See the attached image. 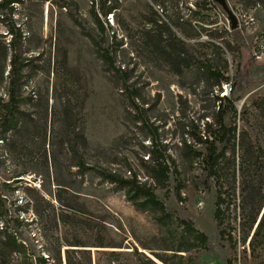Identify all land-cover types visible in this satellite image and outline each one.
<instances>
[{
    "label": "rangeland",
    "instance_id": "374dc122",
    "mask_svg": "<svg viewBox=\"0 0 264 264\" xmlns=\"http://www.w3.org/2000/svg\"><path fill=\"white\" fill-rule=\"evenodd\" d=\"M17 1L7 5L0 0V51L10 41L8 30L18 29L17 53L27 65L22 96L31 97V112L40 106L47 108L46 159L48 164L51 158L56 163L49 169L48 179L44 153H35L30 172L16 179L19 166L8 159L0 144L5 219L17 220L16 232L31 255L57 264L59 238L63 244L59 247L61 264H66L67 257L82 264L88 257L90 264H164L151 252L166 264H264V235L256 238L254 249L249 245L253 230L249 232L242 224L238 190L225 199L230 205L222 207L226 235L220 238L213 220L217 185L212 180L205 185L200 164L188 154L189 147L200 150L195 137L202 135L204 123L211 121L216 111L214 96L225 95L223 87L221 91L204 88L203 80L194 77V60L211 58L209 47L197 45L208 42L204 33L194 37L200 33L198 28L229 30L231 22L220 6L210 0ZM222 3L241 38L239 53L225 52L223 56L228 61L229 83L239 98L235 125L264 150V5L241 0ZM101 7L114 10L104 17ZM93 9L104 33L94 22ZM167 18L179 19L190 35L176 34L184 41L190 61L175 58L169 63L174 50L160 25ZM98 46L108 50L112 67L99 57ZM7 54L4 78L10 51ZM215 58L221 62L220 56ZM6 88L3 81L0 97L6 98ZM64 110L70 115V126L82 131L89 144L87 164L123 178L135 174L153 188L171 217L170 223L157 222L154 212L137 210L122 189L91 174L76 176V168L66 170L70 160L61 149ZM153 139L166 146L178 168V174L170 175L163 188L146 177L147 152ZM35 143L38 146L40 140ZM239 180L237 173V183ZM55 181L68 184L72 191L59 192ZM57 195L70 202L80 216L75 220L69 217L67 224L56 227L53 219L61 211ZM3 220L0 216V228ZM180 221L191 222L209 236L212 240L207 247L178 254L170 251L181 239ZM74 242L88 246L78 248L87 253L70 251L76 248L66 245ZM12 264L25 263L14 255Z\"/></svg>",
    "mask_w": 264,
    "mask_h": 264
},
{
    "label": "trees",
    "instance_id": "16d2710c",
    "mask_svg": "<svg viewBox=\"0 0 264 264\" xmlns=\"http://www.w3.org/2000/svg\"><path fill=\"white\" fill-rule=\"evenodd\" d=\"M7 5L18 2L17 0H2ZM247 4H262L264 0H241ZM212 4H218L222 11L228 15L231 22L229 30L218 29L217 27L205 28L199 27L200 33L195 34V38L204 33L208 37V42L197 45L210 48V57H203L201 61H195L194 77L203 80L204 88H214L221 91V88L229 84L230 93L228 95L214 96L216 111L211 117V121L204 123L203 133L199 137H195L196 145H200V150L188 148V154L193 161L200 164L205 176V185L208 180H212L217 185L216 198L213 209V220L216 225L218 235L222 239L226 233L224 230V211L223 205H230L229 196L234 197L236 190L239 191L240 202L238 207L241 210V220L243 226H247L249 232L253 233L249 240V245L254 249L256 238L264 235V150L257 147L251 141L248 133L244 129L237 130L235 118L237 116L236 102L239 100L237 89L233 88L229 83L228 61L223 58L224 53L237 54L240 51L241 38L237 31L236 23L230 19L229 13L226 11L224 4L217 0H210ZM218 8V6L215 5ZM94 8V7H92ZM114 8H100L101 15L106 17ZM94 22L101 33L105 32V28L98 18L95 10H92ZM106 22V21H105ZM206 24V23H205ZM215 25V23H207ZM164 28L169 43L174 53L169 57L171 64L175 62V58L179 61L188 62L191 55L186 52L184 41L176 34H186L179 19H166L160 24ZM175 30V31H172ZM10 41L7 47L0 51V85L6 81V98L0 97V144L9 160L19 166V172L15 178L26 175L31 169V155L43 152L45 156L44 173L49 179V169L56 166L54 159L51 164L47 163L45 142L47 141V108L40 106L37 112H31V97L24 98L22 96V86L26 78L23 69L27 67L25 62L17 53V49L21 40V34L18 29L11 27L8 30ZM229 36V40H225V36ZM99 47V46H98ZM10 51L8 61L9 70L4 78L5 64ZM99 57L113 66V60L109 57L108 50L98 49ZM215 56H220L218 63ZM185 57V58H184ZM188 68V65H186ZM23 105L28 108L24 110ZM29 109V110H28ZM64 121L61 127V149L64 154L69 156L70 163L66 166L69 172L71 168H76V176L84 177L86 175L96 176L100 182L114 185L122 189L125 197L137 210L151 211L156 213L157 222L165 224L171 222L170 215L166 212L163 203L154 194L153 188L148 186L146 182L137 179L135 174L123 178L107 169L98 165H88L86 155L88 153L89 144L84 137L82 131L76 132L73 126H70L67 117L70 115L64 110L62 112ZM35 139L40 140V144L35 145ZM65 144V148H63ZM151 150L147 152L149 162L148 177L156 187L163 188L167 184L170 175L178 174L176 161L167 154L166 146L159 144L154 139L150 144ZM239 174V182L236 177ZM58 191L71 192L70 186L63 185L55 181ZM27 191L31 188H26ZM0 196V216L4 218L0 228V264H12L13 256H19L25 264H47L46 258L31 255V251L26 244L20 240L16 232L18 226L17 220H7L5 216L7 212L2 204ZM56 201L61 207L59 214L54 216V225L57 227L59 223L67 224L69 220H75L74 217L79 215L76 208L70 202H63L62 198L57 195ZM31 202V195H30ZM263 211V212H262ZM260 218L258 219L260 213ZM69 215V216H68ZM183 227L181 239L176 248L171 249L174 253H187L196 247L205 248L211 242V238L206 234L196 230L191 222L180 221ZM255 226V227H254ZM229 239L230 236L228 237ZM246 239H244L245 241ZM57 251L55 260L57 264H61L59 247L63 246L60 239L57 238ZM67 247H74V253H87L86 250H78V248L88 247L80 242L67 244ZM100 247V246H96ZM69 250H66L68 254ZM153 257L166 264L158 254L151 252ZM86 264H90L89 257L85 260ZM66 264H82L74 263L70 258H66Z\"/></svg>",
    "mask_w": 264,
    "mask_h": 264
},
{
    "label": "built area",
    "instance_id": "2783aa9c",
    "mask_svg": "<svg viewBox=\"0 0 264 264\" xmlns=\"http://www.w3.org/2000/svg\"><path fill=\"white\" fill-rule=\"evenodd\" d=\"M230 90H231V88H230L229 84H226V85L223 86V91H224L225 95H228Z\"/></svg>",
    "mask_w": 264,
    "mask_h": 264
},
{
    "label": "water",
    "instance_id": "95a60500",
    "mask_svg": "<svg viewBox=\"0 0 264 264\" xmlns=\"http://www.w3.org/2000/svg\"><path fill=\"white\" fill-rule=\"evenodd\" d=\"M218 2H220L221 4H223L222 3V1L223 0H217ZM229 15H230V13H229ZM230 19L232 20V22L235 24V21H234V19H233V17L230 15ZM263 212V211H262ZM262 212H261V214H262ZM261 216V215H260ZM260 218V217H259Z\"/></svg>",
    "mask_w": 264,
    "mask_h": 264
}]
</instances>
